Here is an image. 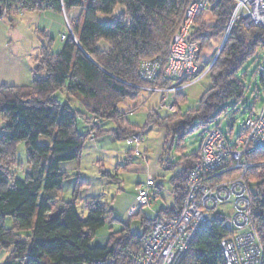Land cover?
Wrapping results in <instances>:
<instances>
[{"label":"trees","instance_id":"16d2710c","mask_svg":"<svg viewBox=\"0 0 264 264\" xmlns=\"http://www.w3.org/2000/svg\"><path fill=\"white\" fill-rule=\"evenodd\" d=\"M40 1L45 8L29 12L63 13L71 33L62 37V47L56 55L48 48H41L30 86H0L3 120L0 132V252L6 255L3 264L108 261L126 264L125 252H137L141 238L155 223L178 214L185 196V184L199 151L182 159V170L169 178L174 207L160 210L152 220L141 216V211L132 217L139 218L143 230L140 235L130 231V222L119 223L111 215L110 206L103 201L83 203L86 214L80 217L76 211L79 183L73 189L70 202L61 200L62 183L74 176L61 171L60 165L78 163L82 146L91 137L110 135L120 142L139 132L144 135L145 129L137 130L128 124V113L120 111L119 106L126 100L137 99L142 92L155 93L143 88H163L173 82L160 78L144 82L140 79L139 66L143 61L167 60L171 39L193 0ZM233 5L234 0H209L206 12L195 17L190 31L192 41L198 44L195 62L211 41L225 35ZM118 7L121 11L116 13ZM75 9L80 10L79 15L69 19L68 13ZM205 13L212 19V25L206 22ZM99 18L106 21H99ZM258 49L264 50V31L234 23L213 64H196V73L180 81V85L189 84L208 70L204 77H209L210 87L201 96L198 108L180 113L176 102L183 101L184 90L170 94L174 96V113L163 108V99L157 111L149 112L145 127L157 126L164 131L165 140L172 142L175 136L181 139L195 130L196 122L202 125L213 122L225 112L227 103H237L243 98L245 87L238 72ZM260 81L264 84V78ZM62 92L67 97L77 96L87 116L67 103L60 104L55 95ZM159 110L168 114L161 117ZM78 121L82 122L86 133L78 129ZM107 123L112 124V128L107 129ZM39 137H46L50 144L39 146ZM18 144L24 145L29 169L23 176L18 173L16 163ZM139 155L143 154L139 152ZM245 161L250 164L245 177L251 198V220L263 247L264 264V149L254 152ZM168 169L173 171L171 167ZM105 174L118 181L117 174H113V178ZM155 187L159 189V185ZM53 203L58 204L55 215L51 214ZM7 218L11 219L10 229L4 227ZM228 219L217 215L210 227L202 228L180 264H224L219 243L232 233ZM106 223H119L121 227L109 232L105 246L92 247L96 233Z\"/></svg>","mask_w":264,"mask_h":264},{"label":"rangeland","instance_id":"374dc122","mask_svg":"<svg viewBox=\"0 0 264 264\" xmlns=\"http://www.w3.org/2000/svg\"><path fill=\"white\" fill-rule=\"evenodd\" d=\"M121 11V7L116 9V13ZM80 10L75 9L68 13V18L73 19L79 15ZM25 14V15H24ZM12 16L11 18H0V27L6 25L11 29V33L16 38L15 46L20 49V55L25 59H32L36 66L37 58H39L38 51L41 52V48L45 47L49 49L52 55H56L62 47V37L68 35L67 22L64 14L47 10L42 13L26 12ZM24 15L23 17H20ZM204 18H207L208 25H212V19L205 13ZM9 20H12L10 22ZM99 21L105 22V18H99ZM5 28V27H4ZM38 29V31H36ZM224 37V36H223ZM223 37L211 41L200 55V59L195 64L200 63L201 59L204 63H211L218 57L219 49H222ZM104 44L101 47L104 48ZM31 52L30 56H25L26 53ZM220 53V52H219ZM259 68L264 69V50L258 49L253 57H251L246 63L243 64L238 76L245 87V93L243 98L239 102H229L226 104L225 112L216 118L213 122L202 125L198 122L195 123L196 128L191 133L178 139L177 136L174 139H166L162 129H159L155 125L146 126V120L149 112L152 110L157 111L156 107L160 105L163 99L164 104L167 106H173V95H167L165 98L160 93L148 94L142 92L135 100H126L119 106L120 111H127L126 121L129 125L133 126L137 130L145 129L142 136L143 142L136 146L134 143H128L127 140L120 141L121 154L123 159H118L116 156L104 155L97 157L94 152L92 142L86 141L81 149L80 154V171L75 173L74 177L64 181L62 185L61 200L64 202H70L72 200V187L76 183H79V189H90L93 186L100 184V182L107 184L106 191L101 193V196L96 201H103L107 203L111 209L115 210L118 214L119 220H123L121 224H127L130 222V231L140 235L142 233V227L139 222V218L136 216L132 218L137 212L141 211L140 215L152 220L154 218V212L160 210L169 209L175 206L174 199L171 194V188L169 185V178L182 170L181 161L184 158H189L195 155L200 148L203 137L207 131L217 129L222 137L226 140L227 144H232L241 131V124L246 120L251 111H259L264 101V84L259 79ZM208 70L205 71V73ZM202 74L198 80L182 88L179 92L183 91V101L179 99L177 106L180 113L187 111H193L198 108V103L203 93L210 87L209 77H204ZM33 77L25 83V86H30ZM191 83V82H190ZM189 85L188 83L185 84ZM178 92V93H179ZM175 94V93H173ZM165 95V94H163ZM57 99L61 104L68 103L74 108V110L87 116L85 109L83 108L80 100L77 96H68L65 92L58 93ZM181 101V102H180ZM225 106V105H224ZM161 117L168 114L164 110H159ZM174 113V112H173ZM78 129L81 133H86V129L82 122L78 121ZM107 129L112 128V124L107 123ZM3 127V120L0 116V132ZM39 146L50 144L46 137H39L37 140ZM92 146V147H91ZM125 150V151H124ZM138 151L144 156L135 155ZM128 153L129 156H128ZM122 158V157H121ZM130 162V165H127ZM16 163L19 165L18 173L23 176L28 172L27 160L25 154V148L23 144H18L16 147ZM132 166V167H129ZM171 167L173 171L168 168ZM105 173L112 175L117 174L118 181H113ZM152 177L156 179V184L160 186V196L158 191L157 198L150 208H139L131 213L132 207L135 204V189L145 184L146 180ZM122 181V182H121ZM85 182L86 184L82 183ZM139 184V185H138ZM74 188V187H73ZM137 191V189H136ZM80 192V191H79ZM77 205V214L80 217H85V209L83 203L79 200ZM94 200H89V202ZM88 202V203H89ZM221 208V212L226 213V217L229 216L231 210V203H226ZM58 210V204L53 203L51 205V214L55 215ZM128 210L126 216V211ZM4 227L10 229L12 227L11 219L7 218L4 222ZM121 225L119 223H106L96 233L93 245H97L102 237L107 236L109 232H116ZM3 254L0 252V258Z\"/></svg>","mask_w":264,"mask_h":264},{"label":"built area","instance_id":"2783aa9c","mask_svg":"<svg viewBox=\"0 0 264 264\" xmlns=\"http://www.w3.org/2000/svg\"><path fill=\"white\" fill-rule=\"evenodd\" d=\"M208 4L209 0H193L188 4L169 44L166 61L157 59L140 63L142 81L154 82L160 78L173 82L163 88L143 90L169 95L198 80L186 86L180 85L183 78L193 76L197 71L195 55L198 44L192 41L190 31L195 17L206 12ZM0 7L1 18H11L30 10L44 9L45 4L40 0H0ZM236 22L246 28L256 27L264 31V0H234L230 24L223 39ZM67 27L71 33L68 23ZM259 78H264L262 68H259ZM162 106L168 112H174L173 107ZM142 136L143 132H139L128 138L127 142L139 147ZM261 149H264V102L259 111L251 112L241 124V131L232 144H227L217 129L207 131L187 178L185 196L178 214L155 223L141 238L137 252H125L126 264H180L199 231L210 227L215 216L226 217L220 207L228 202L231 203L228 221L232 233L219 243L224 264H262L263 247L252 225L251 198L245 177L250 167L245 159ZM135 154L139 155V152ZM156 194L154 178L149 177L145 184L137 188L135 207L130 212L149 207Z\"/></svg>","mask_w":264,"mask_h":264},{"label":"crops","instance_id":"0c3cea01","mask_svg":"<svg viewBox=\"0 0 264 264\" xmlns=\"http://www.w3.org/2000/svg\"><path fill=\"white\" fill-rule=\"evenodd\" d=\"M34 13H36V12H34ZM38 13H42V12H38ZM24 15H22L20 17H23ZM205 20H207V18H205ZM10 22H12V20H10ZM2 26H4L5 28L0 27V86H7V87L25 86V83L28 81V79L30 80L33 77V67H34L33 65H34V63H33L32 59L30 60V64L28 62V59H26L24 61L25 58L22 55H20V49L15 46L16 38L11 33V29H9L6 25H2ZM36 31H38V29H36ZM29 54H31L30 51L28 53H26L25 56H27V55L30 56ZM38 54H40L39 51H38ZM202 63H204V61L201 59V64ZM56 95H55V98L57 99ZM57 101L59 102L58 99H57ZM105 127H107V125ZM89 140H90V142H92L91 144L93 145L94 152H95V155L97 157L103 158L104 155L108 154V155H111L114 157L116 156L118 159H123V156H122L121 150H120L121 149L120 142L115 140L112 136L104 135L101 137H91L87 141H89ZM142 156H144V155H142ZM80 166H81L80 161L78 163L68 162V163L61 164L60 170L69 174V175L74 176L75 173H77V172L79 173ZM129 167H132V166H129ZM103 182L104 181L100 182V184H97L90 189L80 190V192L78 193V197H77L79 202L85 203V202H89V200L96 201L97 199H99L101 196V193L105 192L106 187H107V184L103 183ZM63 183H62V185H63ZM82 183L86 184L85 182H82ZM62 185H61V195L63 194L62 193ZM156 185H158V184H156ZM73 187H75V186L73 185ZM73 187H72V191L74 189ZM136 189H135V193H136ZM157 191L159 193L157 196V198H158L160 196V186H159V189ZM135 198H136V196H135ZM157 198L154 201H156ZM152 203H151V205H152ZM151 205L147 208H150ZM131 207H133V206H130L128 208V210ZM128 210L126 211V216H128V214H127ZM154 214H155L154 215V218H155L156 215L158 214V212H154ZM111 215L119 223L123 222V220H119L118 214L115 212V210L112 209ZM94 239H93V241H94ZM93 241L91 242L92 247H103V246H105V244L108 241V235L102 237V239L99 240V243L97 245H93L92 244ZM2 254H3V257L0 258V264H3L5 259H6V255L4 253H2ZM12 264H23V263L22 262H14Z\"/></svg>","mask_w":264,"mask_h":264},{"label":"water","instance_id":"95a60500","mask_svg":"<svg viewBox=\"0 0 264 264\" xmlns=\"http://www.w3.org/2000/svg\"><path fill=\"white\" fill-rule=\"evenodd\" d=\"M1 16H2V11H1V7H0V18H1ZM226 39H227V38H225V39L223 40L221 48L223 47V45H224ZM220 50H221V49H219L218 54H219ZM217 56H218V55H217Z\"/></svg>","mask_w":264,"mask_h":264},{"label":"bare ground","instance_id":"6f19581e","mask_svg":"<svg viewBox=\"0 0 264 264\" xmlns=\"http://www.w3.org/2000/svg\"><path fill=\"white\" fill-rule=\"evenodd\" d=\"M227 38V37H226Z\"/></svg>","mask_w":264,"mask_h":264}]
</instances>
